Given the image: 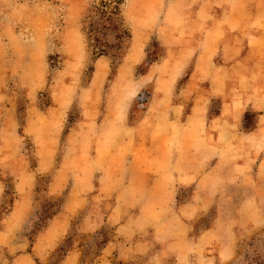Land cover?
Returning a JSON list of instances; mask_svg holds the SVG:
<instances>
[{"label": "rangeland", "instance_id": "obj_1", "mask_svg": "<svg viewBox=\"0 0 264 264\" xmlns=\"http://www.w3.org/2000/svg\"><path fill=\"white\" fill-rule=\"evenodd\" d=\"M202 2L220 0H0V96L8 94L0 105V146L5 142L10 151L0 156V228L21 180L34 184L33 233L83 197L55 240L50 263L38 256V264H60L70 250L78 252V264H264V137L247 147L262 155L257 185L253 178L185 185L168 171L163 184L152 178L130 193V126L147 110L155 73L164 74L161 86H173L176 74L167 62L149 79L140 77L192 44L182 23ZM219 46L212 51L216 58ZM138 57L132 66L130 58ZM193 62L174 84L178 96L195 84ZM256 102L239 112L236 131L264 125V96ZM183 103L184 119L194 100ZM222 105L221 98L212 99L207 117L220 114ZM162 109L169 118L170 108ZM94 141L96 171L89 167ZM52 179L65 182L60 195L52 191ZM65 189L73 195L63 197ZM6 254L8 264L12 255Z\"/></svg>", "mask_w": 264, "mask_h": 264}, {"label": "crops", "instance_id": "obj_2", "mask_svg": "<svg viewBox=\"0 0 264 264\" xmlns=\"http://www.w3.org/2000/svg\"><path fill=\"white\" fill-rule=\"evenodd\" d=\"M197 5V14L182 23L186 34L192 36V44L181 45L175 49V54L166 55L161 62L151 64L140 77V80L149 79L155 66L167 67V62L176 74L173 86H161L164 74L155 73L147 110L136 120L137 125L130 126V193L136 183L142 187L151 185L152 178L153 183L163 184L168 171H176V178L185 185H209L217 181L226 186L233 179L246 182L248 178H253L256 185L261 183L262 155L259 156L258 151L251 154L247 147L249 142L252 145L264 137V125L261 121L251 131H236L234 125L238 123V114L242 109L251 102L260 105L256 101L264 96V0H220ZM216 46L222 50L220 58L212 52ZM139 59L133 61L130 58L132 66ZM191 60L194 61L192 77L195 84L184 91L180 89L184 96H178V88L174 84ZM7 95L5 92L0 96V105ZM187 98H193L194 103L190 115L183 119V101ZM214 98H221L223 109L220 114L208 118L207 110ZM13 105L17 103L10 104ZM166 106L171 112L169 118L164 119L162 108ZM153 107H156V112H152ZM169 140L172 146L168 145ZM96 145L94 141L89 166L94 171L100 168ZM231 146L236 149L234 152H231ZM7 149L4 142L0 146V156L6 154ZM77 149L80 161L84 160L79 167L87 168L86 157L82 155L86 149L82 147V142ZM42 166L43 161L40 163ZM80 168L77 170L81 173ZM64 183L52 179V191L58 195L61 192L58 189ZM18 187L21 188L18 190L20 194L0 228V264L6 263V253L12 255L8 264H38V256H45L42 262L50 263L47 257L58 246L57 243L54 245L55 240L67 229L69 214L76 202L81 204L83 197L78 200L73 198L67 213L54 215L33 233L31 224L37 205L33 189L29 188L34 184H22L21 180ZM77 187L79 191L83 187L81 180ZM4 188L0 182V200ZM64 192L63 197L73 195L71 189ZM78 259V252L70 250L60 264H78Z\"/></svg>", "mask_w": 264, "mask_h": 264}, {"label": "trees", "instance_id": "obj_3", "mask_svg": "<svg viewBox=\"0 0 264 264\" xmlns=\"http://www.w3.org/2000/svg\"><path fill=\"white\" fill-rule=\"evenodd\" d=\"M145 73H146V72H145ZM48 218H49V217H48ZM50 218H51V217H50ZM45 219H47V218H45ZM42 225H43V224H42ZM39 226H40V225H37V227H35V230H36V231L40 229ZM43 226H44V225H43ZM36 231H35V232H36ZM64 256H65V255H64ZM61 260H63V259L61 258Z\"/></svg>", "mask_w": 264, "mask_h": 264}]
</instances>
